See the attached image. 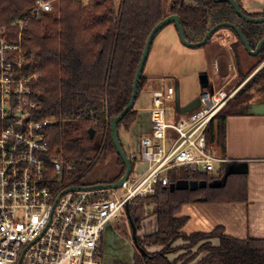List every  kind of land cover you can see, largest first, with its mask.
<instances>
[{
    "label": "trees",
    "instance_id": "16d2710c",
    "mask_svg": "<svg viewBox=\"0 0 264 264\" xmlns=\"http://www.w3.org/2000/svg\"><path fill=\"white\" fill-rule=\"evenodd\" d=\"M234 1L245 15L264 17V9L249 14L242 8L241 0ZM35 2L0 0V29H6L11 43L21 44L28 59L27 73L39 72V78L32 83L39 102L37 117L52 120L48 127L51 146L65 163L72 165V169L65 171L57 182L59 187L111 184L124 174L125 166L112 142L110 122L130 100L146 40L160 21L170 15L178 16L184 37L191 43L200 42L208 30L220 23L237 26L252 50L264 37V23L244 21L227 2L171 0L170 6L165 8L164 0H121L116 8L114 0H92L87 5L59 0L53 12L34 18L31 11ZM18 22H26L21 30L14 25ZM222 29L236 38L230 47L238 67L237 49H244L242 41L233 29ZM256 57L260 60L251 72L264 60V45ZM146 84L147 78L142 73L135 105ZM261 85H264V66L207 126L206 141L213 144L221 156L225 151L226 118L240 114L249 92ZM136 117L134 106L118 123L119 133L127 132ZM90 130L94 131L93 138L89 136ZM119 140L133 170L134 160L125 151L120 134ZM97 142L98 148L92 155ZM101 157L105 160L115 157L118 174L106 182L85 184L84 179ZM234 166L223 163L215 175L185 168L171 170L167 185H157L153 194L129 205L128 216H125L131 220L135 231L146 217V207H155L153 215L157 219L155 233L142 239L135 235L131 264H179V260L168 259L170 246L179 238L191 241L192 245L208 240L200 250L204 256L196 264H264V239L238 240L224 235L222 228L209 234L187 236L182 233L186 222V218L178 216L182 205L245 200L240 181L236 184L232 181L239 176L232 171ZM213 239L218 240L215 246L210 243ZM149 247L162 249L148 252Z\"/></svg>",
    "mask_w": 264,
    "mask_h": 264
},
{
    "label": "built area",
    "instance_id": "2783aa9c",
    "mask_svg": "<svg viewBox=\"0 0 264 264\" xmlns=\"http://www.w3.org/2000/svg\"><path fill=\"white\" fill-rule=\"evenodd\" d=\"M54 7V0H36L32 16L53 12ZM25 23L14 25L21 30ZM27 64L21 44L11 43L1 28L0 264H105L101 246L107 224L125 216L129 205L153 194L157 185H167L169 171L185 168L215 175L228 161L206 141L205 132L233 94L204 90L197 98L199 106L175 113L171 123L166 105L175 102L176 87L163 79L149 106L150 136L141 138L139 153L131 157L146 169L131 173L116 190L62 194L74 186H57L72 165L51 146L52 120L37 117L39 102L32 88L36 73H27Z\"/></svg>",
    "mask_w": 264,
    "mask_h": 264
},
{
    "label": "crops",
    "instance_id": "0c3cea01",
    "mask_svg": "<svg viewBox=\"0 0 264 264\" xmlns=\"http://www.w3.org/2000/svg\"><path fill=\"white\" fill-rule=\"evenodd\" d=\"M241 6L249 14L260 13L264 9V0H241ZM210 43L198 49L187 48L181 44L174 25L165 26L157 33L151 45L143 71L147 84L141 93L153 94L164 79L174 82L175 87L179 88L181 106L198 98L205 90L201 89L198 76L201 72H208L209 60H212L216 72L222 69L221 65L225 67L221 72L226 74H229L227 71H232L235 65L234 56L231 55V49L225 39ZM149 106L150 104L146 109L148 113ZM135 110L137 117L128 131L134 127L139 118L138 113L142 111L138 104L135 105ZM127 147L131 153V144H127ZM137 152L138 150L130 156L136 155ZM217 153L219 154L218 150ZM222 156L228 160L227 163L235 165L232 171L239 176L234 177L235 180L232 181L234 184L240 181L241 187H244L242 195L245 200L182 205L178 213L179 217L186 218L182 233L187 236L195 233L209 234L216 228H222L224 235L238 240L264 239V116L240 112L238 115L227 117L225 151ZM138 168H133V171L137 172ZM210 243L215 246L218 240H210ZM161 249L162 247L148 248L151 252ZM169 256L170 261L176 260ZM203 256L204 253H201L191 264H196ZM102 261L104 262L103 251ZM114 263L132 262L114 260L105 264Z\"/></svg>",
    "mask_w": 264,
    "mask_h": 264
},
{
    "label": "rangeland",
    "instance_id": "374dc122",
    "mask_svg": "<svg viewBox=\"0 0 264 264\" xmlns=\"http://www.w3.org/2000/svg\"><path fill=\"white\" fill-rule=\"evenodd\" d=\"M115 6L118 8L121 0H114ZM59 0H54V6L58 7ZM171 4V0H164V7L167 8ZM85 5V4H84ZM220 39H225L228 42V46L230 47L231 44L236 42V38L234 35L225 30H219L210 40V42L215 43L220 41ZM209 42V44H211ZM208 44V45H209ZM231 49V47H230ZM238 54V67L235 62V58H233L234 62V70L227 71L226 74L224 71L225 67L223 68L220 65L219 72H216L213 68L212 60H209V67L207 69V75L209 78V85L208 91H219L222 90L224 92H231L233 96L228 99L230 101L235 94L240 90L244 84L262 67L264 66V60L258 65V67L253 70L252 68L256 66L258 61L260 60L258 57H251L249 56L242 47L237 49ZM231 55L234 56V53L231 49ZM222 60V59H221ZM36 73V80L39 78V72ZM263 88V85L256 87L252 91L249 92V98L252 103H257L261 101L264 97V90H256ZM160 87L158 88V90ZM153 101V94L152 93H140L139 98L137 100V104L141 108V112L138 113V120L132 129L129 131H120V139L124 142L125 150L128 155L134 154L136 150H138L136 155L140 151V140L142 137L150 136L151 132V119L150 113L146 111L149 104ZM226 102V104L228 103ZM225 104V105H226ZM168 115H169V122H174L175 113H177L175 102L168 103L167 105ZM140 115V116H139ZM140 133V134H138ZM138 134V135H137ZM170 140H174V135L171 134ZM129 141V142H128ZM98 142L94 147L92 155L96 152L98 148ZM127 144H131V153L128 150ZM140 165V166H139ZM133 167L135 169L138 168L137 172H132V174H141L145 169L146 165L141 163L140 161L134 162ZM119 170L116 167V160L115 157L109 160H105L101 157L94 165L90 174L84 179V183L87 185L94 184L97 182H106L115 177L118 174ZM155 210L154 206H148L145 209L146 217L140 221L139 226L135 231V235L138 239H142L147 235H151L156 232L157 230V219L153 215ZM180 239V238H179ZM178 240V239H177ZM175 241L170 246L171 253L169 254L171 259H176L181 262H186L187 264H191L196 258L199 257L201 247L204 246L208 240L199 241L197 244L192 245L191 241H188L185 238L180 239L179 241ZM148 252H151L146 249ZM101 251H103L104 262H112L114 260H122L127 263L132 262V255L134 249V239H133V228L129 219L121 215V217L117 220H111L103 233L102 236V246ZM105 262V263H106Z\"/></svg>",
    "mask_w": 264,
    "mask_h": 264
},
{
    "label": "water",
    "instance_id": "95a60500",
    "mask_svg": "<svg viewBox=\"0 0 264 264\" xmlns=\"http://www.w3.org/2000/svg\"><path fill=\"white\" fill-rule=\"evenodd\" d=\"M213 2H227L234 10L235 14L238 15L241 19H243L246 22L249 23H264V17H250L245 15L239 5L234 1V0H212ZM173 24L179 40L181 42V44L187 48L190 49H198L203 47L204 45H206V43L208 42V40L211 38V36L217 32L218 30L222 29V28H231L234 30V32L237 34L238 38L242 41L243 47L245 49V51L247 52V54L251 57H256L260 51L262 46L264 45V37L258 42L256 48L254 50L251 49L246 37L243 35V33L241 32V30L230 23H220L215 25L214 27H212L210 30H208L206 32V34L204 35L203 39L200 42L197 43H191L188 42L185 37H184V32L183 29L180 25V20L178 18V16L176 15H170L167 16L165 19H163L162 21H160L150 32L140 61L138 63L137 69H136V73L134 76V80H133V85H132V92H131V97L130 100L128 102V104L125 106V108L114 118L111 120L110 122V129H111V137H112V142L113 145L115 147L116 153L117 155L121 158L124 166H125V172L124 174L114 183L111 184H96V185H92V186H72L70 188H68L67 190H65L62 194L70 192V191H85V190H99V189H112V190H116L119 189L124 183L125 181H127L128 177L130 176L131 172H132V165H131V160L129 159V157L126 155V153L124 152L121 144H120V140H119V131L117 128L118 123L124 118V116L135 106V102L137 99V94H138V83L140 80V77L144 71V67H145V63L151 48V45L153 43V40L155 38V36L157 35V33L163 29L165 26ZM198 81H199V85L201 87V89H207L208 85H209V79H208V75L206 72H201L198 76ZM261 88V87H260ZM264 90V85L263 88L261 89H256L258 91L260 90ZM262 90V91H263ZM199 106V100L196 98L193 101H191L189 104L185 105V106H181L180 105V101H179V88H176L175 91V107L178 113L180 114H184V113H188L193 111L194 109H196ZM241 112L249 114V115H256V116H264V97L261 101L257 102V103H252L250 100L247 101V103H245L241 110ZM89 136L90 138H93L94 136V131L90 130L89 131ZM128 214V207L126 208V216ZM131 226L133 228V239L135 241V229L134 226L131 222V220L129 219Z\"/></svg>",
    "mask_w": 264,
    "mask_h": 264
}]
</instances>
